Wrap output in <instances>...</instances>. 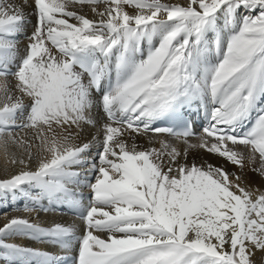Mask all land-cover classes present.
<instances>
[{
	"label": "snow or ice",
	"instance_id": "obj_1",
	"mask_svg": "<svg viewBox=\"0 0 264 264\" xmlns=\"http://www.w3.org/2000/svg\"><path fill=\"white\" fill-rule=\"evenodd\" d=\"M0 156V264H264V0H0Z\"/></svg>",
	"mask_w": 264,
	"mask_h": 264
},
{
	"label": "bare ground",
	"instance_id": "obj_2",
	"mask_svg": "<svg viewBox=\"0 0 264 264\" xmlns=\"http://www.w3.org/2000/svg\"><path fill=\"white\" fill-rule=\"evenodd\" d=\"M86 12H88L89 15H91L90 10L85 9ZM95 129H86L85 130V137L87 139H91V137L95 134ZM199 131V128H198ZM196 141H193L195 143ZM241 150H243L241 148ZM210 159L213 163H222V161L217 160L215 157H207ZM0 164H3V158L0 156ZM228 170L230 172H236L240 173V169L237 167L232 166L231 164L226 165ZM252 166H246V168L243 170V178L247 180V182L251 185H255L257 187L264 188V180L261 179L259 175L254 173L251 170ZM87 193V190H85ZM29 213L23 211L22 207H20L18 210H12L11 207H0V225H2L7 219H10L12 217H28ZM34 216V214H33ZM41 218L46 221L56 220L59 222H63L65 224L72 223L73 221L77 220V218L71 214L70 212L65 211L64 213H52V214H41ZM52 251H55L56 249H50Z\"/></svg>",
	"mask_w": 264,
	"mask_h": 264
}]
</instances>
